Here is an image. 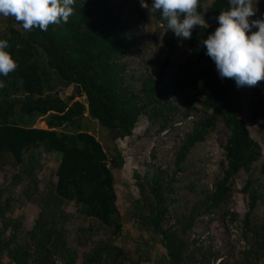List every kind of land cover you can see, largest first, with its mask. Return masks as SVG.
<instances>
[{"label": "trees", "instance_id": "16d2710c", "mask_svg": "<svg viewBox=\"0 0 264 264\" xmlns=\"http://www.w3.org/2000/svg\"><path fill=\"white\" fill-rule=\"evenodd\" d=\"M204 1L199 0V12L203 11ZM110 2L75 0L67 23L50 24L47 31L34 28L21 32L9 27L0 33V40L9 44L5 50L17 64L7 77L0 75L4 84L0 87V157L9 154L20 167L13 174L14 180L21 181L23 174L31 178L34 189L28 186L25 198L40 206L39 216L27 232L29 240L19 242V222L8 211L9 199L0 194V253L11 264H148L146 237L154 233L160 236L165 251L161 264H214L217 256L210 248L187 240L186 229L191 228L192 221L176 228L165 226L173 183L165 181L162 171L138 183L141 196L134 201V217L140 229L134 250L137 259L132 260L129 252L110 238L91 240L94 232L89 227L79 228L85 243L93 242L81 256L65 236L60 201L73 202L81 215L97 220L115 236L123 228L112 168L121 167L124 159L116 146L108 153L89 132L85 113L112 132L111 139L115 141L131 135L141 114L162 115L158 104L169 87L193 85L196 95L203 99L205 115L193 123L179 146L174 174L182 170L191 149L205 141L219 120L229 132L222 145L227 161L222 177L202 201L207 212L220 208L237 172L241 168L250 170L260 154L258 143L240 119L242 87H237L233 79H221L214 62L205 54L206 48L201 46V41L219 26L215 17L228 8V0L212 1L205 10L212 24L206 29L196 27L191 39L180 40L168 31L164 45L169 52L174 53L177 45L186 49L176 81L167 84L161 70L156 79L145 77L138 90L125 79L126 63L121 61L134 44L132 25L121 19L125 0L118 3V8ZM261 15L264 16V0ZM154 16L166 27L159 12ZM254 116L264 123V100L255 102ZM39 118L42 125L36 126ZM165 126L166 121L162 128ZM48 154L55 156L56 181L51 197L41 193L35 182V171L41 169ZM258 180L250 174L242 188L248 198L243 226L252 231L256 240L243 253V264H259L250 258L259 253L264 260V227H250L253 210L259 202L264 205V187Z\"/></svg>", "mask_w": 264, "mask_h": 264}, {"label": "rangeland", "instance_id": "374dc122", "mask_svg": "<svg viewBox=\"0 0 264 264\" xmlns=\"http://www.w3.org/2000/svg\"><path fill=\"white\" fill-rule=\"evenodd\" d=\"M212 1H204L203 11L200 12L202 15L205 16V10ZM118 3H121V0H111L110 5L115 4L118 8ZM147 3L150 5L151 0H147ZM262 3L263 0H253L257 13L252 19L262 17ZM121 19L124 22L129 21L132 25L130 32L134 41L133 46L121 58V61L126 63L124 74L128 84L138 90L145 77L156 79L161 70L167 84L176 81L179 66L186 57V49L177 45L174 53L169 52L164 45L169 35L167 28L156 20L154 13L141 8L139 0H125ZM205 19L209 25L212 24L210 17L205 16ZM9 27L26 32L19 22L0 15V33L6 32ZM62 95L64 96L65 92H62ZM162 99L158 104L163 111L162 115L151 117L149 112L141 114L131 135L117 138L115 141L111 139L112 132L85 113V124L89 132L101 142L108 153L116 146L124 159L121 167L112 168L117 194L116 205L122 217L123 228L121 234L115 236L97 220L81 215L73 202L59 200L62 212L60 223L64 222L68 243L76 248L81 256L92 246L91 240L110 238L117 246L124 247L132 260L137 259L138 253L134 250L140 229L134 217V201L141 196L138 183H142L145 177L162 171L165 181L170 180L173 183L165 226L176 228L192 221L191 228L186 229L187 240L191 244L210 248L213 255L217 256L214 264H243V253L254 245L256 240L252 231L243 226V217L248 211V198L242 188L250 174L259 179L258 183L264 187V123L260 117L254 116L255 102L264 100V81H261L258 87H242L239 111L240 119L260 147L259 157L250 165V170L241 168L237 172L227 199L219 209L210 212L205 210L202 201L208 191L214 188L215 182L222 177L227 163L222 145L226 143L229 132L219 120L205 141L191 149L182 163V170L174 174V161L179 146L192 129L193 123L202 118L205 111L203 99L196 95L195 87L191 84H183L180 89L169 87L168 93L163 94ZM148 109L151 110L150 106ZM165 121L167 126L162 128ZM35 125H42L41 118L36 120ZM0 163V194L3 199H9L8 211L19 222L18 241L25 242L29 240L27 232L33 228L40 213V206L26 200L24 194L28 186H31V190L34 189L33 181L26 174L22 175L21 181L13 179V174L20 170V167L14 164V159L9 154L0 157ZM54 172L55 156L48 154L42 161L41 169L35 171V182L46 197H51V188L56 181ZM53 199L58 205L57 200ZM251 218L252 229L264 227V205L261 202L253 210ZM81 227H89L94 232L93 238L86 243L80 235ZM146 242L149 246L148 264H161L165 251L160 236L150 233ZM262 257L261 253L258 256L250 255V258L259 264H263ZM0 263L11 264L9 258L2 253Z\"/></svg>", "mask_w": 264, "mask_h": 264}, {"label": "clouds", "instance_id": "9594fccd", "mask_svg": "<svg viewBox=\"0 0 264 264\" xmlns=\"http://www.w3.org/2000/svg\"><path fill=\"white\" fill-rule=\"evenodd\" d=\"M75 0H0V15L14 18L26 31H47L50 24L67 23ZM141 8L160 14L167 31L178 39H191L196 27L208 28L198 11L199 0H139ZM253 0H228V8L215 17L218 27L201 41L221 79H233L237 87H258L264 81V16H256ZM255 29V31H253ZM0 40V75L15 71L17 64ZM0 87H4L0 81Z\"/></svg>", "mask_w": 264, "mask_h": 264}]
</instances>
